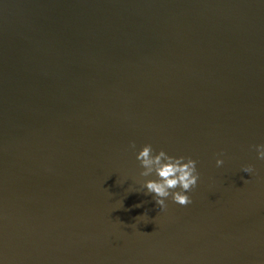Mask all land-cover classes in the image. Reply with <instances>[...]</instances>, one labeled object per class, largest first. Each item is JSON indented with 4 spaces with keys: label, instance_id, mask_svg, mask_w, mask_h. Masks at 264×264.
Returning a JSON list of instances; mask_svg holds the SVG:
<instances>
[{
    "label": "water",
    "instance_id": "water-1",
    "mask_svg": "<svg viewBox=\"0 0 264 264\" xmlns=\"http://www.w3.org/2000/svg\"><path fill=\"white\" fill-rule=\"evenodd\" d=\"M260 144L264 0H0V264H264Z\"/></svg>",
    "mask_w": 264,
    "mask_h": 264
},
{
    "label": "clouds",
    "instance_id": "clouds-1",
    "mask_svg": "<svg viewBox=\"0 0 264 264\" xmlns=\"http://www.w3.org/2000/svg\"><path fill=\"white\" fill-rule=\"evenodd\" d=\"M130 147L135 149V143L132 142ZM254 147L257 151V158L264 160V144ZM153 152L152 145L146 144L136 156L143 169L140 172L141 177H148L153 173L157 176V179L144 181L143 187L146 189V194L153 195V199L160 210L167 208L166 199L169 196L174 203L181 206L191 204L192 200L186 193L197 186L199 180V172L196 168L197 161L190 157H173L164 150H160L155 155ZM223 163L222 159L216 160L217 167L222 166ZM242 171L251 174L254 168L247 165L242 168Z\"/></svg>",
    "mask_w": 264,
    "mask_h": 264
}]
</instances>
